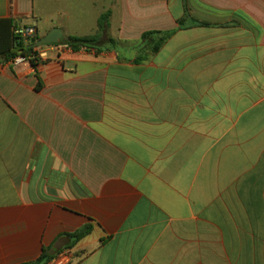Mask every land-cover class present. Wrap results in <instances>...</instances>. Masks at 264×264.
<instances>
[{
  "label": "crops",
  "instance_id": "0c3cea01",
  "mask_svg": "<svg viewBox=\"0 0 264 264\" xmlns=\"http://www.w3.org/2000/svg\"><path fill=\"white\" fill-rule=\"evenodd\" d=\"M0 20L94 39L0 58V264H264V0H0Z\"/></svg>",
  "mask_w": 264,
  "mask_h": 264
},
{
  "label": "trees",
  "instance_id": "16d2710c",
  "mask_svg": "<svg viewBox=\"0 0 264 264\" xmlns=\"http://www.w3.org/2000/svg\"><path fill=\"white\" fill-rule=\"evenodd\" d=\"M13 22L11 20H0V58H3L5 61L13 59L17 56H28L30 55L34 48L28 49L27 45H25V39L14 34ZM102 29V24L99 23V29ZM154 33H146L143 36V39L146 40L149 36ZM171 33H166L161 37L156 45L153 47V51L157 52L160 47L166 42V40L170 37ZM39 39L32 40V43H35ZM94 39L85 38V39H76L70 38L66 42H64L67 46L74 50H79L81 48L87 47L89 44H92ZM35 60L32 61V64H35ZM92 231L90 226H85L82 229L78 230L74 234L70 235L71 238L75 240V242L81 240L85 236L89 235ZM47 261V252L44 251L43 256L32 263L25 264H45Z\"/></svg>",
  "mask_w": 264,
  "mask_h": 264
},
{
  "label": "built area",
  "instance_id": "2783aa9c",
  "mask_svg": "<svg viewBox=\"0 0 264 264\" xmlns=\"http://www.w3.org/2000/svg\"><path fill=\"white\" fill-rule=\"evenodd\" d=\"M14 34L20 36L26 40H36L37 39V30L33 27H24V28H16L14 30ZM45 48H52L57 49V45H48L42 47L34 48L33 52L28 56H17L13 59L6 61V64L19 66L24 63H29L32 61H36L40 56L42 57L43 52L41 49ZM73 258V251L71 249H65L61 253L57 254L51 261L50 264H71Z\"/></svg>",
  "mask_w": 264,
  "mask_h": 264
},
{
  "label": "water",
  "instance_id": "95a60500",
  "mask_svg": "<svg viewBox=\"0 0 264 264\" xmlns=\"http://www.w3.org/2000/svg\"><path fill=\"white\" fill-rule=\"evenodd\" d=\"M63 38V33L60 29L52 30L48 35L39 39L35 43H31L27 48H36L48 45H58L61 43Z\"/></svg>",
  "mask_w": 264,
  "mask_h": 264
},
{
  "label": "rangeland",
  "instance_id": "374dc122",
  "mask_svg": "<svg viewBox=\"0 0 264 264\" xmlns=\"http://www.w3.org/2000/svg\"><path fill=\"white\" fill-rule=\"evenodd\" d=\"M90 25V22H89V24L87 23V24H84V25H82V27L85 29L86 28V30L88 29V26ZM75 25H73V27L71 26V28H76V27H74ZM90 28V27H89ZM84 32H86V31H84ZM94 33V32H93ZM93 33H91V34H93ZM68 40V34L67 33H65L64 34V37H63V39H62V41H61V43H64V42H66Z\"/></svg>",
  "mask_w": 264,
  "mask_h": 264
}]
</instances>
